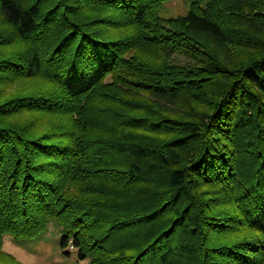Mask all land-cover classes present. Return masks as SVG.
<instances>
[{
    "label": "trees",
    "instance_id": "1",
    "mask_svg": "<svg viewBox=\"0 0 264 264\" xmlns=\"http://www.w3.org/2000/svg\"><path fill=\"white\" fill-rule=\"evenodd\" d=\"M170 1L0 0V264H264V0Z\"/></svg>",
    "mask_w": 264,
    "mask_h": 264
},
{
    "label": "rangeland",
    "instance_id": "2",
    "mask_svg": "<svg viewBox=\"0 0 264 264\" xmlns=\"http://www.w3.org/2000/svg\"><path fill=\"white\" fill-rule=\"evenodd\" d=\"M187 9V0H172L165 5L163 14L167 16L180 15L185 13ZM4 29L8 30L7 27ZM13 47L2 48L0 52L6 51L8 54ZM42 77L41 80H44ZM29 84L30 80L28 79L19 80L11 85L9 93L17 92ZM134 94V98H137L139 103L150 102V97L141 91L135 90ZM120 233L125 234L126 232L122 231ZM61 235L60 225L56 220H51L44 232L35 238L15 240L11 236L6 235L3 239L2 248L23 264H89L88 258L79 259L77 257L75 248L61 246ZM66 251H69V254H66Z\"/></svg>",
    "mask_w": 264,
    "mask_h": 264
}]
</instances>
